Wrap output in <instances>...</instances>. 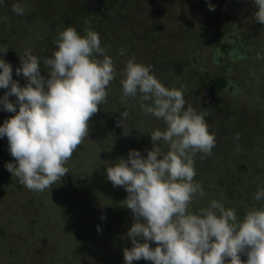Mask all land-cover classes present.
I'll return each mask as SVG.
<instances>
[{
  "label": "rangeland",
  "instance_id": "obj_1",
  "mask_svg": "<svg viewBox=\"0 0 264 264\" xmlns=\"http://www.w3.org/2000/svg\"><path fill=\"white\" fill-rule=\"evenodd\" d=\"M84 1L87 13L88 1ZM119 1L120 5L117 9L113 6V0L109 1L113 13L109 14L110 16L107 18L111 19L115 25L114 29H117L115 31L112 29L108 33L98 25V28L94 30L101 38V47L106 48L107 55L113 58L117 74L107 88V102L101 105L100 111L91 118L89 136L84 139L72 156L76 158L78 164L73 160L69 170H75V166H78L79 176L84 179L85 186H80L82 184L78 186V179L74 178L75 174L71 172L43 192L32 191L19 183L18 179L6 169L7 163H15L11 155L10 159L1 163L0 242L2 248L0 247V255L2 257L0 256V264H61L59 259L64 251L68 257L64 262L68 264H92L90 258L89 261L84 257L85 253L82 252L84 244H87L85 246L87 248H91L94 244L97 247L100 258L98 257L93 264H108L106 256L116 247L122 249V257L118 264H126L123 255L124 249L132 247L131 239L128 236L134 222L131 210H123L125 217L116 221L115 218H110L111 214L114 215L113 212L104 211L108 204L110 206L112 200L114 202L115 195L113 198L103 195L99 196V199L89 200L86 197L82 198L83 195L79 191L95 187L100 183L112 185L107 179V166L114 165L119 158L128 159L130 151L137 150L143 157H147L148 151L153 148L152 145L146 146L142 142L138 144L124 142L125 140L139 139L141 134L140 131H137L140 129L139 127H145L143 129L147 130L145 132L147 135L144 138L150 141L152 131L156 129L163 131L166 128L163 120H157L150 115L146 116L141 111L139 96L135 99L123 97L121 80L124 79L127 61L135 57L136 63L151 66L154 75L164 85L166 75L160 72L164 70L160 67V61H165L167 58L163 56V51L166 52V55L168 54L169 41L175 45V51L177 49L184 55L183 51H186L194 56H191L193 59L196 53V56L201 60L200 64L203 66L187 72V76L191 78L187 80L188 82L192 80V71H194L193 75L199 71L203 72L208 80L214 76L224 77L228 70L226 76L230 86L228 91L223 93L221 102V105L227 110L212 109L211 107L215 103L206 105V108H210L208 116L215 115L214 119H211L212 122H210L211 120L206 122L210 133L223 129L224 124H227L225 127H233V131L227 132L228 135L224 134V136L216 133L218 138L215 140V145L222 142L224 146L221 149L213 150V155L198 154L195 159L197 172L195 178L203 180L205 185L202 187L206 193L202 197L197 195L191 205V209H196L192 212H198L199 209L207 207L212 200L220 201L226 208L242 210L245 214L253 207L257 209L259 206L264 207V199L257 201L252 197L257 191L264 189V27H261L262 24L257 23L251 17L252 12L258 11L253 0ZM80 2L81 0L11 1L12 4L19 3L24 6L25 14L20 16L14 13L9 26L2 21L5 17L0 18V52H3L5 46L8 49L6 54L0 53V58L12 65L13 80L18 81L21 87L26 86L28 81L22 74L17 76L16 69L22 66L20 57H24L26 50L31 49L33 55L41 58V74L47 76L43 58L50 57L57 51L54 41L57 39L58 33L65 27L71 26L77 29L79 34L85 35L87 31H83V29L91 28L95 17L88 16L86 20L90 21V24H84L83 22L87 21L83 19L87 15L84 16L83 13L74 11L80 8ZM210 4L215 7L214 11L209 10ZM197 5L200 7L199 9H197ZM243 9L248 10L250 17H242L240 12ZM158 10L161 12L160 14H157ZM194 11V20L190 23L191 25H195L194 21L198 18L205 22V27H213V29L209 28L207 36L198 35L199 40L208 38L207 44L212 46L215 41L222 42V40L229 39L228 41L232 42L230 40L238 38L244 32L243 34L253 35L255 41L252 43L254 45L251 52L253 55L246 59L239 57L236 61L230 60L226 53L196 52L193 47L189 48L183 41V37L179 38L177 35L181 31L183 19L188 18V12ZM92 12L98 13L95 11L88 13ZM69 18L70 21H68ZM16 24H20L22 33L27 39L24 38V43L16 41L12 45L10 43L13 40L10 34L13 33V25ZM255 26H259V30L254 29ZM155 27H161L159 32L154 30ZM224 33L226 35H223ZM108 35L113 37H110V41H104L103 39ZM155 40L159 41L160 45L156 44ZM202 43L204 44V41ZM203 47L207 49L209 46L204 45ZM121 50H124V55L120 54ZM221 59L222 63L214 66L212 61L217 62ZM164 86L180 88L179 86ZM194 87L184 88V94L187 103H190L198 111L194 104L199 101L195 98ZM8 91L10 88L0 89V99ZM9 99L13 103L17 100L15 96L9 97ZM201 105H203V100H201ZM125 110L129 112V116L121 123L123 120L121 113ZM18 111L19 105H17V113ZM17 113L7 112L0 105V126H3L6 120ZM143 117L147 119V123H140ZM113 118H117L118 122L115 123ZM242 119L244 120L242 121ZM248 129H252L251 132ZM2 141L7 143V137H0V145ZM7 146L9 150V144ZM159 146L163 151L168 147L163 141L159 142ZM252 146L256 148L254 151ZM121 149L123 151H120ZM3 159L5 158L2 157L1 160ZM244 159L250 160L252 165H247L248 169H244L243 173L241 171L236 173L239 167L237 163H244ZM86 170H89L88 173L85 172ZM250 176L255 179L252 190H250L252 185L248 183ZM72 181L75 182L73 193L62 197L64 192H70L69 182L73 183ZM104 188H108L107 185H104ZM111 188H116V191H125L123 187H113L112 185ZM230 194H233L232 202L235 203V205L233 204L235 207L229 205L228 196ZM250 199H253V203ZM117 200L125 201L123 197H118ZM226 201L229 203L228 207ZM105 213L109 214L105 215ZM236 214L238 219L244 218L243 214L237 211ZM24 224L27 225V229L22 227ZM36 225L39 227V232ZM39 233L40 235H38ZM40 238L42 242H38ZM151 246L155 248L157 245L153 242ZM114 255L115 253H112L111 257ZM241 258L247 259L243 255ZM133 264H151V262L142 259L134 261Z\"/></svg>",
  "mask_w": 264,
  "mask_h": 264
},
{
  "label": "clouds",
  "instance_id": "obj_2",
  "mask_svg": "<svg viewBox=\"0 0 264 264\" xmlns=\"http://www.w3.org/2000/svg\"><path fill=\"white\" fill-rule=\"evenodd\" d=\"M253 2L258 8L255 19L264 25V0ZM209 10L215 7L210 4ZM12 11L23 16L25 7L16 3ZM54 43L58 50L43 58L47 76L41 74V58L31 49L20 57L16 75L27 79L24 87L13 80L12 65L0 58V89L10 88L0 105L10 113H17L19 105L18 113L0 126V137H7L15 160L5 167L19 183L38 192L68 175V162L89 136L91 118L107 102V88L117 74L113 58L93 30L81 35L67 26ZM7 51L5 46L0 53ZM121 84L125 99L139 96L141 111L166 125L163 131L151 132L153 148L146 158L132 150L128 159L119 158L106 168L113 187L127 191L124 203L134 217L128 232L132 247L123 252L126 264L142 259L151 264H264V208L249 209L242 220L217 200L198 212L190 210L197 195H205L195 180V157L210 156L216 146L207 113L187 103L183 86H164L151 66L136 63L135 57L127 61ZM121 116L123 123L129 112ZM254 198L264 199V189Z\"/></svg>",
  "mask_w": 264,
  "mask_h": 264
},
{
  "label": "trees",
  "instance_id": "obj_3",
  "mask_svg": "<svg viewBox=\"0 0 264 264\" xmlns=\"http://www.w3.org/2000/svg\"><path fill=\"white\" fill-rule=\"evenodd\" d=\"M12 0H0V18L2 17H5L4 20H2L6 25H10L11 23V18L13 17L14 15V12L12 11V6H13V2L11 3ZM102 1V4H103V10L102 12H99V13H94V14H87L85 12V9H84V3L85 1L84 0H81L80 2V8L78 10H74L75 12L77 13H83L84 16L87 15L83 20H86L89 17H91V15H93L95 18V20L93 21V24L91 23V28L90 29H83V31H88V30H95L96 28H98V25L101 26L102 30H104V32H110L112 29L115 31L116 29L115 28V25L112 23L111 19H107L113 12H111V8L109 6V1L111 0H101ZM153 1V0H152ZM114 2V8L117 9V7L120 5V1L119 0H113ZM243 4V3H241ZM200 7L197 5V9H199ZM114 9V11H115ZM162 9V8H160ZM142 10V9H141ZM153 10V8H152ZM142 12H145V11H142ZM161 12L158 10L157 11V14H160ZM189 16L188 18H185L183 19L184 23L181 24V31L180 33H178V37H183V41L186 42V45L190 48V47H193V49L196 50V52H205V51H212V52H216L217 54H221V53H226V55H228L229 59L230 60H238L239 57L240 58H243V59H246L247 57H251L253 55L252 52V47L254 46L252 43H254V38L252 37L253 35H250L249 34H243L241 33L239 35L238 38L236 39H232L230 41L232 42H229L227 40H222V42H217L215 41V44L214 45H210V44H207L208 42V38L207 39H202V40H199L198 39V35H206L209 33L208 30H210L209 28H212L213 27H205L204 26V23L205 22H202L201 19L198 20V18H196V20L194 21L195 25H191L190 23L194 20V17H193V14H195V11L194 12H188ZM240 14H242V17H246V16H249V12L248 10L246 9H243ZM83 16V17H84ZM202 17V16H201ZM251 17H253V19H255V16H254V12H252V15ZM17 19V17H16ZM97 19V20H96ZM71 19L69 18L68 21H70ZM256 20V19H255ZM87 21V20H86ZM98 21V22H97ZM255 22V21H253ZM1 23V21H0ZM3 23V24H4ZM19 23V22H17ZM26 23V21H25ZM84 24L85 23H89L90 24V21H87V22H83ZM208 24V23H207ZM160 25V24H159ZM209 26H212L211 24H208ZM14 26V29H13V33L10 34V37L11 39L13 40L10 44H14L16 41L19 43H24V40L27 39L24 34L22 33V27L19 25H13ZM86 26V25H85ZM89 26V25H87ZM261 27H264V25H262ZM161 27H155L154 30H156L157 32H159ZM258 29L259 30V26H255L254 29ZM110 29V30H109ZM77 30V29H76ZM108 30V31H107ZM155 32V31H154ZM79 33V31H78ZM204 33V34H203ZM256 33V32H254ZM253 34V33H252ZM111 35V34H110ZM223 35H226L225 33ZM110 37H113V36H106V38H104L103 40L105 41H110ZM25 38V39H24ZM204 41V44L202 43ZM156 44L160 45L159 41H154ZM209 46L207 49H205L203 46ZM175 45L171 44V41L168 42V54L166 55V52L163 51V56H166L167 58L165 59V61H160V67L162 69H164L163 71H160L162 72L163 74H165V79H164V85H167V86H183V88H186V87H191V86H195L194 89H195V98L196 100H199L200 101V96L198 95V93H201L203 92V90L209 88V87H213L214 89V96H215V99H216V103L211 107L212 109H216L217 111H221V110H227V108L223 107L221 105V102H222V95L224 92H227L228 89H229V80H228V77L226 76L227 75V71L225 72V76L223 77H220V76H214V77H211L210 79L207 80V78L205 77L206 75H203V72H196L194 75H193V72H191V76H192V80L191 82H188L187 80L188 79H191L189 76H187V72H189L190 70H197L199 69L201 66H203L202 64H200L201 60L198 56H196V53H195V58L193 59V55L186 52V51H183L185 52V55L182 53H180L177 49L175 51V48H174ZM166 48V47H165ZM174 48V49H173ZM192 49V50H193ZM56 50V49H55ZM58 50V48H57ZM152 50H155V49H152ZM166 50V49H164ZM177 52V53H176ZM234 56H233V54ZM162 56V58H163ZM193 56V57H191ZM191 57V58H190ZM236 57V58H235ZM162 60V59H160ZM214 66L216 64H221L222 63V59L215 62V61H212ZM44 65V64H43ZM44 67V66H43ZM197 91V92H196ZM184 92H185V89H184ZM198 95V96H197ZM184 97H185V94H184ZM195 100V102H197ZM199 101L197 103H194L196 105V109H198L199 112H206L207 115H206V121H210L211 119H214V116L215 115H212V116H208V110L210 109L209 107H204L201 105V101L199 103ZM194 102V101H192ZM230 110V109H228ZM114 122L117 123L118 122V119L117 118H113ZM244 119H242L243 121ZM146 122L147 123V119H144V117L142 118L141 122L140 123H144ZM212 122V120L210 121ZM230 124V123H229ZM143 125V124H142ZM223 129H219L217 131H215V137L218 138V136L216 135V133H219V134H227L230 132V131H233V127H225L227 126V124H224L223 125ZM140 129L137 130V131H140V138L139 139H131V140H125L124 142L126 143H129V144H138L140 142L142 143H145L146 146L149 145H152L153 146V142L152 140H146V138H144V136L146 137L147 133V130L145 131L143 128L145 127H139ZM222 128V127H221ZM147 129V127H146ZM246 130V129H245ZM251 130L252 129H248ZM228 132V133H227ZM144 133V134H143ZM231 133V132H230ZM226 135V136H227ZM225 136V137H226ZM141 140V141H140ZM3 143V144H2ZM1 145H0V160L3 158V160L0 161V169L2 168V165L1 163L3 162H6L8 159H10V152L8 150V142L6 143L5 141L3 142L2 141ZM159 143V142H158ZM216 144V143H215ZM222 146H224V143L220 142V144L218 143L214 148L213 150H217V149H221ZM252 149L253 151L256 149L254 148V146H252ZM212 150V154H214ZM118 151V150H117ZM120 151H123L122 149ZM168 151V147H166L164 149V152H167ZM78 156V155H77ZM198 155L195 157V159H197ZM75 157H72V159L69 161V164L67 165V167H72L71 164H73V160L76 162V164H78V161L76 160V158L74 159ZM228 158V157H227ZM7 159V160H6ZM5 160V161H4ZM244 163H237L239 165L238 167V172L241 171V173H243L244 169H248L247 165H252V163L250 162V160L248 159H244ZM212 164V163H211ZM209 166V165H208ZM78 166H75V170H69V173H74V178L78 179L77 183H78V186L80 184V186H85V181L84 179L80 178L79 176V171H78ZM89 170H86L85 172L88 173ZM261 176V174H260ZM250 180V183L252 185L251 189H254V180L253 177H248ZM196 181L200 182L203 185L204 182L203 180H201L200 178H195ZM264 181V180H263ZM73 183H70L69 182V191L70 192H64L62 197H65L67 196L68 194H71L73 193L74 189H75V182L72 181ZM104 185H107L108 188H104ZM112 185H108L106 183H103V184H97L95 187H92V188H88V189H84L83 191H79V193H82L83 197H86L87 199L89 200H95L93 198H96V199H99V196H106V197H109L111 196V198L114 197L115 195V198L114 199V202L112 200L110 206L109 204L107 205V207L104 208V211H111L114 213V215H110V218L112 219H116V221H118L120 218L121 220L123 219V217H125V213L123 212V210H128L130 211V209L126 208V204L124 202H121V201H118L117 198L118 197H123L124 200L127 199V191H116V188H111ZM204 187V186H203ZM68 191V190H67ZM205 192V191H204ZM208 192V191H207ZM252 191H250L251 193ZM206 193V192H205ZM252 194V193H251ZM205 196V195H204ZM219 196V195H218ZM252 197L254 198L255 196L252 195ZM44 198V196H43ZM81 198V199H82ZM229 198V203H227L226 201V204H227V207L230 205V206H233L235 207V203L232 202L233 200V194H230L228 196ZM251 202L253 203V199H250ZM229 204V205H228ZM232 204V205H231ZM234 204V205H233ZM208 207V206H207ZM261 208H264V207H261L259 206L258 209H261ZM196 208L194 209H191L190 210L192 211H195ZM234 209V208H232ZM235 210V209H234ZM237 211L238 213L240 214H243L242 216L244 217L245 216V213L242 211V210H235ZM106 214H109V213H105ZM120 214V215H118ZM104 215V214H103ZM117 215V216H116ZM240 220H242V218H240ZM37 226V225H36ZM23 228H26L27 229V225L24 224L22 226ZM37 229H38V232H39V227L37 226ZM2 231H3V228H2ZM3 234V233H2ZM40 235V233L38 234ZM29 237V236H28ZM1 240V238H0ZM41 240V241H40ZM38 242H42V239L40 238L38 240ZM87 244H84V248L82 249V252H84L85 256L89 261L91 259V263H95L98 259V255H99V252L97 251V247L95 246V244L91 247V248H87L85 247ZM38 246H40L38 244ZM0 247L2 248V243L0 242ZM65 250V249H64ZM121 247H116L112 252H109V254L106 256L107 257V263L108 264H118V262H120V258L122 257L121 253ZM112 253H115V255L113 257H111ZM1 256V255H0ZM60 256V255H59ZM67 254L65 253L64 251V254L62 256H60V259L59 261H61V264H68L65 261V258H68L66 257ZM2 257V256H1ZM71 258V257H69ZM90 258V259H89ZM100 258V257H99ZM96 260V261H95ZM95 261V262H94Z\"/></svg>",
  "mask_w": 264,
  "mask_h": 264
},
{
  "label": "water",
  "instance_id": "obj_4",
  "mask_svg": "<svg viewBox=\"0 0 264 264\" xmlns=\"http://www.w3.org/2000/svg\"><path fill=\"white\" fill-rule=\"evenodd\" d=\"M86 10L88 12L95 11L101 12L103 10V4L101 0H89L86 5ZM214 89L213 87H209L204 90L203 92V105H209L211 103H216V99L214 96Z\"/></svg>",
  "mask_w": 264,
  "mask_h": 264
},
{
  "label": "flooded vegetation",
  "instance_id": "obj_5",
  "mask_svg": "<svg viewBox=\"0 0 264 264\" xmlns=\"http://www.w3.org/2000/svg\"><path fill=\"white\" fill-rule=\"evenodd\" d=\"M87 1H89V0H87ZM85 9V8H84ZM102 12V11H101ZM88 13V12H87ZM88 14H94L93 12L92 13H88ZM202 93V94H201ZM201 93H198V95L200 96V101L201 100H203V92H201ZM197 95V96H198ZM202 106H204V105H202ZM204 107H206V106H204ZM207 109V108H206Z\"/></svg>",
  "mask_w": 264,
  "mask_h": 264
}]
</instances>
